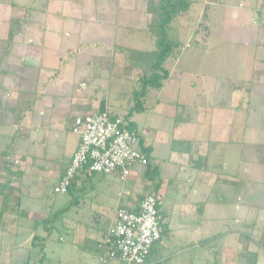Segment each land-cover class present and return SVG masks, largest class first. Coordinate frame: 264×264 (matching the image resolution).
I'll use <instances>...</instances> for the list:
<instances>
[{
	"label": "rangeland",
	"instance_id": "374dc122",
	"mask_svg": "<svg viewBox=\"0 0 264 264\" xmlns=\"http://www.w3.org/2000/svg\"><path fill=\"white\" fill-rule=\"evenodd\" d=\"M143 8L144 0H0V52L1 41L7 34L8 23L4 21L6 18L25 16L16 39L17 42L24 40L34 43L26 50H23L21 45L14 47L13 54L24 55L26 60V80L19 83L21 90L15 95L19 98L29 95L27 97L30 99L35 96L34 80L44 71H40V66L36 71L37 68L33 64H39V57L44 55L45 68L53 67L50 63L57 65L65 82L74 81L86 91L97 83L100 87L99 93L106 102L117 107V113H125L127 107L132 104L134 72L123 54L114 48L118 45L141 49L152 47V37L143 29L147 21ZM95 17H98V21H94ZM260 23L264 26V0H195L187 13L177 17L172 30L175 38L183 44L189 41L190 46L184 47L170 63V80H167L168 83L164 84L158 94L160 102L167 105V102L171 101L176 110L167 116L151 111L155 105L159 108L152 96L147 110L133 112L130 117L136 125L142 126L148 122V116L151 114L152 124H149L151 128L148 135L152 137L151 133H156L154 129L160 130L156 142L157 159L152 163L157 165L158 162L159 177H156V182L164 175L167 179L169 175L173 178L167 188L166 197L163 198L165 203L162 204L168 208V217L171 215L168 219L170 225L175 224L177 216L176 206L167 204L168 201L175 200V191L189 199L194 192L192 187L196 186L194 181L187 180L183 172L180 173L183 180L175 179L179 160L169 157V149L164 145L174 133V115H179L182 109L185 114L195 119L194 123L189 122L185 126V131L197 132L200 150L207 152V157L203 160L207 169L220 173L214 191L219 189L220 193L233 196L234 205L259 206L264 210V84L260 79L257 81V70L252 71L254 55H264V47L256 50L255 45L256 42H264V28ZM19 67L20 63L16 62L11 66L14 70ZM94 74L98 75V81L91 79ZM3 82L10 88L18 84V80L12 81L8 76L4 77ZM39 84L41 82L37 85L40 86ZM233 88L235 98L232 97ZM155 94L157 93L154 92ZM151 105H154L153 108ZM207 112V118L202 117ZM11 118L12 116L6 115L2 120L7 123L11 122ZM4 129L8 136L0 138V152L9 142L11 146L18 142V137L15 136L17 126ZM227 130H231L229 134L226 133ZM179 131L178 128L175 133ZM13 132H16L15 135H12ZM228 137L230 140L225 142ZM138 147L136 144L135 148ZM0 156V160L7 159L3 155ZM240 157L243 161L238 166ZM144 168V165L136 164L124 182L112 175L104 176L101 184L107 186V192L100 193L99 197L106 195L103 201L110 207L115 205L119 194L124 197L129 193H137L138 197L148 192L151 185L145 186L141 181ZM245 169H248L246 173ZM234 176L239 179L241 176L247 177L249 185L244 186L241 179L236 185L227 181ZM33 184H37L36 181ZM52 188V184L48 182L45 187L48 196L56 197V205L63 204L68 195L54 194ZM94 191L96 189L88 191V196L95 195ZM154 192L158 193L156 190ZM107 195H110L109 198ZM83 201L88 204L89 200L86 197ZM39 203L41 200L33 202V209L38 213L34 218L38 220L46 216L45 211H37ZM75 209L73 206L68 209L63 220L66 224L56 222L44 239L45 250L52 259L49 264H99L88 249L74 245L78 240L72 236L71 225L77 226L76 221H81V224L88 223L92 219L88 207L77 209V214ZM262 210H251V217H254L256 226L247 245L260 251V264H264V252L257 242L259 235L264 233ZM81 224L76 229L81 231L75 235L77 238H81L85 228L79 227ZM10 230L11 233L0 230V255L2 246L10 242V234L16 233L13 225ZM28 230L22 228L16 233L19 245L23 248H29L32 243H39L41 239L33 238L36 233L40 237L47 235V230L41 224L30 233ZM162 238L164 244L158 247V256L170 255L163 264H187L191 261L193 264H208L201 256L205 252L204 249L188 247L187 252H182V235L177 230L169 231L167 228ZM233 239L236 242L235 236ZM185 241L184 243L191 245L190 238L185 237ZM37 249L36 246L35 250ZM205 254V257H211L208 251ZM19 255L17 253V259L15 258L17 264L24 259L23 254Z\"/></svg>",
	"mask_w": 264,
	"mask_h": 264
},
{
	"label": "crops",
	"instance_id": "0c3cea01",
	"mask_svg": "<svg viewBox=\"0 0 264 264\" xmlns=\"http://www.w3.org/2000/svg\"><path fill=\"white\" fill-rule=\"evenodd\" d=\"M95 20L98 21V17L97 19L95 17L94 21ZM260 24L262 25V23ZM255 45L257 50L264 47V42H256ZM42 62L43 66L46 61L43 59ZM252 62L254 63L252 71L257 70V81L260 79L262 80L261 83L264 84V55H254ZM33 65L42 67L40 63ZM50 65L53 67H47L48 69L43 66L40 71L42 70L44 73L42 75H40V73V77L38 76V79L34 80V82H36V90L34 91L35 96L32 97V99L27 97L29 95L18 97L16 103L18 105V113L11 118V122L7 121V123H4L2 120L6 115L11 117L10 114L2 112L1 116V122L3 124L0 127V138L8 136V132H5L4 128L8 126L18 127L17 133L15 132L16 135L14 132L12 134L18 137V142L10 147L8 157L13 162L14 166L18 167L22 172L21 178L15 179L14 183H23V195L21 194L22 197H20L18 193L16 197H20L21 201H18V203L13 202L7 208V213L11 216L22 215L17 220V228L14 226L16 232L20 231L22 228L29 229V233L36 230L35 227L38 219L34 218V216L38 213L33 209V202L41 200V203H39V210L37 209V211L39 213L45 211L46 214L49 209L45 210L46 205L48 207L51 204H53L52 207L61 205H56V197L48 196L45 187L48 182L52 184V187L55 185V182L64 171L66 160L71 156L78 144L79 136L71 129L74 117L97 109L103 98L99 93L100 87L97 83L94 87L86 91L82 86L76 85L74 81L71 82L69 80L65 82L63 79L64 76L59 72L60 70L52 77L54 74L50 70L59 67L51 63ZM252 74L253 72L251 75ZM94 79L95 78L92 80ZM168 81L166 83H168ZM39 82H41V84H39L40 86L37 85ZM232 97L235 98L234 88ZM167 103L168 104L165 105L164 102H160L159 100L157 103L159 108L157 109L155 105V108L151 111H157L159 114L165 116L170 115L176 110V107L171 104V101ZM108 108L114 111L116 109L112 105ZM184 111L185 110L182 109V112H180L182 118L179 119L178 123H173L174 133H172L173 135L167 143L164 142V145L169 149V157H175L179 160V162H177L179 166L175 179L181 180L180 173L183 172L187 180L194 181L196 186L192 187L194 192L190 195L189 199L186 196H182L179 191H175L176 195L173 197L175 200L168 201L167 204H171L173 207L176 206L175 216H177V219L175 224H168L167 228L169 231L175 229L182 235L181 246L184 249L182 252H187L188 247H196L205 250L201 256L205 258L204 261H208V264L241 263L245 257L242 248L244 244L242 241H244L243 239L245 236L242 230L237 231L236 229H243L246 225L255 221L254 217H251L252 206L245 204L234 205L232 202L233 196L222 194V192H219V189L214 191L220 173L217 174L213 171H209L206 166L200 167L201 165L196 161L188 162V153H176L170 150V143L173 139L199 140L197 139L196 131H185V126L189 122L194 123L195 121L193 120L195 119L185 114ZM196 112L198 113L199 111L196 110ZM207 114L208 112L204 113L202 117L207 118ZM228 119L229 117L226 119L227 124ZM147 121L148 122L142 126H136L146 129L143 142L151 147V153L157 157L156 142L160 130L154 129L156 133H151L153 135L150 137L148 134L149 128H151L149 124H152L151 114L148 116ZM210 121L209 123L211 124ZM178 128L180 131L175 133ZM230 131L231 130H227L226 133L229 134ZM187 134H190V136H187ZM228 140H230V137H228L225 142ZM9 141H11V139ZM6 143L7 142H5V144ZM200 148L201 144L198 152L201 154V157L205 155L203 157L206 159V152L203 153ZM242 161L243 159L240 157L238 166L241 165ZM247 171L248 169H245V173ZM0 179L2 180V177H0ZM168 179L166 176L163 177V181L157 190L158 194L161 196V204L165 203L163 202V198L166 197L167 188L173 178L170 176V180ZM240 179L244 186L249 185L250 182L247 177L241 176ZM240 179L234 176L229 178L228 181L236 185L240 183ZM35 181L37 184H33ZM102 181L103 177H101L100 174L91 175L88 173V175L82 176L73 186V194L80 196L79 200L73 205V207L76 208L74 210L75 214L78 213L77 209L88 207L89 216H92L93 224H98L97 227L88 226L86 229L84 228L83 233L80 235V237L83 238V246L87 247L89 250L93 249L95 243L99 241V239L101 240L102 231H104L106 224L112 217L113 209L117 202L133 203L137 198V193H129L124 195V197L119 194L116 198L115 205L109 207L106 202L103 201L106 195L99 197L100 193L106 194L107 192V186H103V184H101ZM26 184L31 185L32 188L28 189ZM93 189H96L97 193L94 191L95 195L88 196V191H93ZM109 194L111 195L112 193ZM66 195H68L67 198L69 199V194ZM110 195H107L108 198ZM86 197L89 200L88 204L83 201ZM237 199L239 200V197H237ZM31 200L33 202H31ZM67 200H64V202ZM261 216L262 214L260 217ZM170 217L171 215L169 214L168 219ZM92 219H90L89 222H91ZM76 222L79 224L81 221ZM168 222L170 223V221ZM77 226L71 225L73 238H77L75 235L81 232L80 230L76 231L78 228ZM234 226H238V228ZM235 231H237V233ZM190 236H192V238ZM233 236L237 239L236 242H234ZM185 237L191 239V245H189V243H184L186 242ZM162 244H164L163 238L155 247H152L153 249L151 248L150 251L152 253H149L146 264L166 263L170 255L158 256V247ZM207 251L210 253L211 257H205ZM232 252L233 254L231 255ZM90 253L93 254V251ZM224 255H226L227 258ZM197 257L199 258V255H197ZM258 260V264H260V251H258ZM113 261L115 264H122L118 259L109 260L106 264ZM187 264L193 263L191 261V263L188 262Z\"/></svg>",
	"mask_w": 264,
	"mask_h": 264
},
{
	"label": "trees",
	"instance_id": "16d2710c",
	"mask_svg": "<svg viewBox=\"0 0 264 264\" xmlns=\"http://www.w3.org/2000/svg\"><path fill=\"white\" fill-rule=\"evenodd\" d=\"M194 2L195 0H144L143 12L146 15L147 21L144 26L145 28L143 29H146V32H148L152 37V47L141 49L136 47L118 45L114 48L116 49V51L123 54L128 66L133 69L134 72V83L131 89L132 104L127 107L125 113L119 114L114 110H110L108 107L111 105L108 104L104 98H102L99 107L95 110L106 111L114 117L120 116L125 122L124 126L129 130L137 131L138 129H141L136 126V124L130 119V117L133 112H143L147 110L148 103L150 102L149 99L152 98V96L154 97L153 100L155 101V104L158 103V92L161 90V88L164 86L170 76V63L177 58L178 54L184 47L190 46L189 41L183 44L181 41L175 38L172 30L174 28L177 17L187 13L191 9ZM4 21L8 23V28L6 37L4 38V40L1 41L2 50L0 52V127L3 124L1 122L2 112L10 114L12 117L18 113V105L16 103L19 96L15 95V93L19 94V91L21 90V86L19 85V83H21L23 80H26L24 71L26 60L24 58V55L19 56V54H13L14 47L21 45L23 47L22 49L26 50L28 46L34 44L33 42H25L24 40H22L21 42H17L16 39V36L21 31L22 25L25 21V16L10 17L6 18ZM262 27L264 28L263 25ZM43 59L44 57L40 56L39 63L41 66L43 63ZM15 62L20 63V67L19 69L17 68V70L11 68V66H13ZM36 68L37 71L39 69V65ZM50 71H52V73L54 74L52 77H54L55 74L58 73L59 68ZM5 76H8L10 79H12V81L18 80V84L12 86V88H10V86L7 87L6 84H4L3 82ZM94 77V80L98 81V75L95 76L94 74L91 79ZM154 92H156L157 94L154 95ZM153 106L151 105V108H153ZM113 107L117 108L115 106ZM180 118H182V115H177L176 113L174 115V124L178 123ZM144 136L145 135L139 136L138 141V149L145 153L147 157V162L145 164H139L145 166L142 172L141 181L144 183L145 186L151 185V188H148V192L146 193L153 194L158 199V221L162 227V234L161 238L159 239L160 241L167 231L168 208L162 206L161 196L158 193H155L154 191L158 190L165 175L160 178L159 181L156 182V177H159L158 162L156 163L157 165L153 164L152 162L153 160L155 161V159L157 158L152 155L151 147L149 145L144 144ZM9 143L5 146V149L0 152V155L7 157V159L0 160V177H2V180L0 179V230L7 233H11L10 227H12V225L13 227L15 226L17 228V220L20 216H22L21 214L11 216L7 213V208L13 202H20V197H22L23 195V183H14L15 179L21 178L22 172L18 167L14 166L11 160H9L8 156L11 147V144ZM199 146L200 140L173 139L170 143V150L176 153H188V162L196 161L199 163V165H201L200 167H205L206 163L203 161L205 160L203 158V156L205 155L202 154L203 156L201 157V154H199L198 152ZM70 159L71 156L66 160L64 170L66 169ZM88 173L91 175L100 174L101 177L107 176L106 174L102 173L89 172L87 165H85L83 170L78 173V175L73 179L67 189L66 194H69L70 198L57 207H52L53 204L49 205V207L46 205L45 210L49 208L48 212L45 217L40 218L38 220L36 227L41 224L43 225V228L45 230L49 228L47 230V235L40 237L36 233L33 238L41 239L39 243H32L29 248H23L19 245V239H17L16 237V233L18 232L10 234V242L2 246L0 264H17L15 261V258L17 259V253L18 255L20 254L19 256L24 255V259L20 261L19 264H49L52 262V259L45 250L44 239L47 238L51 229L50 227L55 225L56 222H60L62 225L66 224V222L64 223L63 221L65 219V212L70 209L79 200L80 197L78 195L73 194V186L78 182V180L82 176L86 174L88 175ZM168 177V180H170V176ZM26 187L28 189L32 188V186L29 184H26ZM18 193L20 197H16ZM256 209L262 210L261 208H259V206L252 207V210ZM79 224H81V222H79ZM79 224L77 223V225ZM255 225L256 222L253 221L242 229L245 236L243 239L245 242L242 247L245 253V257L243 261L238 264H258V249H249V246H247L248 242L251 241ZM88 226L97 227L98 224H93L92 219L91 222L81 224L79 227H85L86 229ZM103 234L104 231H102L101 238L103 237ZM76 240H78V242H75L74 245L77 248L79 247L81 249H87V247L83 246V238H76ZM159 241L155 242L152 247H155ZM257 242L259 245L258 247L261 249V251L264 252V233H261V235H259V239ZM36 246L38 247L37 250H35ZM89 251H93V254L96 258L97 250L95 249V246L92 250ZM150 253L152 252L150 251Z\"/></svg>",
	"mask_w": 264,
	"mask_h": 264
},
{
	"label": "built area",
	"instance_id": "2783aa9c",
	"mask_svg": "<svg viewBox=\"0 0 264 264\" xmlns=\"http://www.w3.org/2000/svg\"><path fill=\"white\" fill-rule=\"evenodd\" d=\"M120 116L93 110L77 115L71 129L79 141L71 159L53 186L56 194H66L73 179L87 165L89 172L113 175L121 181L131 174L136 164L147 157L135 148L146 129L129 130ZM157 198L144 193L133 203L120 202L106 224L101 240L95 243L99 264L118 259L122 264H146L153 244L161 238Z\"/></svg>",
	"mask_w": 264,
	"mask_h": 264
}]
</instances>
